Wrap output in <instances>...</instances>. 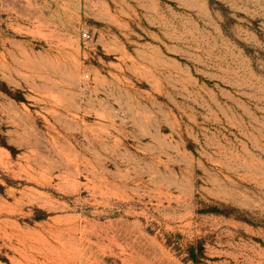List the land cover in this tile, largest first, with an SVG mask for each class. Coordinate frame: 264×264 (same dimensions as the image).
I'll return each mask as SVG.
<instances>
[{"label": "rangeland", "instance_id": "374dc122", "mask_svg": "<svg viewBox=\"0 0 264 264\" xmlns=\"http://www.w3.org/2000/svg\"><path fill=\"white\" fill-rule=\"evenodd\" d=\"M0 264H264V0H0Z\"/></svg>", "mask_w": 264, "mask_h": 264}]
</instances>
